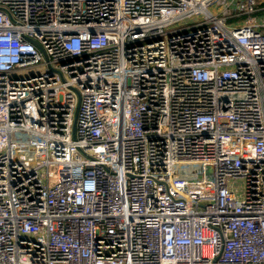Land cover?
<instances>
[{"label": "built area", "instance_id": "built-area-1", "mask_svg": "<svg viewBox=\"0 0 264 264\" xmlns=\"http://www.w3.org/2000/svg\"><path fill=\"white\" fill-rule=\"evenodd\" d=\"M0 264H264V0H0Z\"/></svg>", "mask_w": 264, "mask_h": 264}, {"label": "rangeland", "instance_id": "rangeland-1", "mask_svg": "<svg viewBox=\"0 0 264 264\" xmlns=\"http://www.w3.org/2000/svg\"><path fill=\"white\" fill-rule=\"evenodd\" d=\"M255 16H257V15L255 14ZM245 18H247V17L244 16V17H242V18H232V19L229 20V22L232 23V22H235V21L244 20ZM187 22H190V21L188 20V21H186V23H187ZM187 24H188V23H187ZM239 182H240V183H238V186L241 184L242 181H239Z\"/></svg>", "mask_w": 264, "mask_h": 264}, {"label": "water", "instance_id": "water-1", "mask_svg": "<svg viewBox=\"0 0 264 264\" xmlns=\"http://www.w3.org/2000/svg\"><path fill=\"white\" fill-rule=\"evenodd\" d=\"M77 113H78V110H77Z\"/></svg>", "mask_w": 264, "mask_h": 264}]
</instances>
